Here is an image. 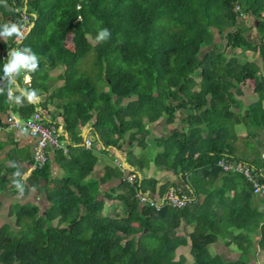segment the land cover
<instances>
[{
	"label": "trees",
	"instance_id": "1",
	"mask_svg": "<svg viewBox=\"0 0 264 264\" xmlns=\"http://www.w3.org/2000/svg\"><path fill=\"white\" fill-rule=\"evenodd\" d=\"M241 13L254 18L253 26ZM0 51L6 108L25 118L38 108L23 93L11 94L22 67L32 77L28 89L39 95L61 80L51 102L63 109L77 141L80 127L93 121L103 144L125 151L142 174L153 167L177 177L159 188L155 172L131 185L110 166L108 176L121 182L102 198L88 178L98 156L68 145L76 165L48 194L44 213L30 203L12 207L18 230L0 228V264H249L244 256L213 254L210 245L241 242L244 255L257 244L264 249V198L257 199L244 174L218 164L248 163L264 181V0H0ZM91 51L96 79L80 67ZM249 52L261 65L247 59ZM250 80L257 99L246 104L241 96ZM162 122L172 125L169 133L156 128ZM50 176L48 162L32 180L39 185ZM170 187L192 202L157 210L135 197L137 188L159 198ZM112 199L123 210L108 211ZM181 247L191 260L178 255Z\"/></svg>",
	"mask_w": 264,
	"mask_h": 264
},
{
	"label": "crops",
	"instance_id": "2",
	"mask_svg": "<svg viewBox=\"0 0 264 264\" xmlns=\"http://www.w3.org/2000/svg\"><path fill=\"white\" fill-rule=\"evenodd\" d=\"M20 74L22 75L21 80H18V78H14L13 80L14 85L11 89V94L15 95L17 92L23 93L28 100L37 104L38 108L48 107V120L50 122L56 123L59 126L61 140L63 141L64 145H66V150L54 148L49 149V165L51 171L50 177L52 179L49 182L45 179H41V183L36 185V180H32V174L34 171H32L31 167L33 163L35 140L28 133L19 129H12L8 126V111L14 109L12 106H10V108H6L3 103H0V127H2V130H0V228L8 224L12 228L16 226L14 219L9 215L12 207L16 205L30 203L41 207L42 203H44V211L51 205L47 198L48 194H50V192L59 186V181L66 177L68 170L72 168V166L76 165L75 161L71 160V150L68 149V145L75 148L84 147L86 149H93L95 154L98 156L96 168L88 178L89 181H93L94 179L97 181L96 186H99V189L101 190L100 196L102 198L104 195H106V192H111V190L113 188H117L118 184L121 182V180L118 178L111 179L108 176L110 175V170L108 169L110 166L119 168L116 160H120L123 163L124 168H126V173L133 171L140 172L128 161L127 153L125 151H120L116 147H113L115 149V151H113V149L109 148L111 146L106 147L103 144L104 142L93 130V121H89L80 127V135L83 138L80 141L75 139V134L73 131L66 129L64 119L60 114L61 112L59 111L60 108L51 102L52 97L50 96L51 92L62 83L61 80L55 83L54 86L50 87L49 93H43L39 95L33 90L28 89L31 85L32 77L25 70V67L20 69ZM30 97L32 98L30 99ZM19 98H21L22 102H25L26 100L22 96ZM48 110L51 111L52 116L49 114ZM17 114L19 113L17 112ZM92 137H94V139H92ZM87 139H92L93 141V144L90 147L86 145ZM136 147V154H139L140 147ZM61 150L63 151L62 153H60ZM76 152L78 154V151ZM112 155H114L113 159ZM121 171L120 173L124 176L122 169ZM155 172L159 180L157 186L159 188L166 181H173V179L176 180L177 178H172L170 171H155V168L153 167H151V169L148 171H143V174L140 172V176L148 178L154 175ZM102 177L106 178L105 182L101 180ZM50 182L57 183L56 186H54V189L51 191L49 190ZM25 187L27 188L26 190ZM42 187H45V189ZM44 190L46 191L43 192ZM113 195H115V193H113ZM257 197V199L264 198L259 195H257ZM122 206L121 200L112 199L108 202L107 210H111V213H117L123 210ZM40 209H42V207ZM6 212H8L7 216H9V219H6ZM56 223L57 222H55V224ZM259 238L260 236H256L255 242L258 243ZM227 241L228 240L219 239L210 245V248H212L211 250H213L212 253L221 254L230 260H237L241 258V256H244L248 259L249 264H264V249H261L258 244L254 249L247 253V255H244L243 243L238 242L236 244L233 243L228 245Z\"/></svg>",
	"mask_w": 264,
	"mask_h": 264
},
{
	"label": "built area",
	"instance_id": "3",
	"mask_svg": "<svg viewBox=\"0 0 264 264\" xmlns=\"http://www.w3.org/2000/svg\"><path fill=\"white\" fill-rule=\"evenodd\" d=\"M235 10H240V6L237 4ZM243 20H248L249 15L241 13L240 16ZM24 18L29 23V17L24 14ZM48 112L43 111L42 108H37L36 111L29 117H22L21 115L15 116L13 113H9L7 120L8 126L12 129H19L28 133L34 140V151H33V163L32 171H37L42 169L50 159L49 149H65L61 140V133L59 132V126L48 120ZM2 130V127H0ZM93 144L92 139L86 140V145L91 146ZM119 168L124 172V179L127 180L131 185L138 184L141 185L140 172L133 171L126 173V168H124L123 163L120 160H116ZM218 164L222 167L225 172L242 173L251 182L253 187V192L256 195L264 197V181L260 180V174L256 171L255 167L249 165L248 163H238L235 160H225L222 159L218 161ZM138 178L139 182L138 183ZM135 197L138 199L140 204L150 205L151 207L161 210L164 206L169 205L174 208H184L190 204L193 198L176 189L175 187H170L163 195L158 197L151 196L148 192L137 188Z\"/></svg>",
	"mask_w": 264,
	"mask_h": 264
},
{
	"label": "rangeland",
	"instance_id": "4",
	"mask_svg": "<svg viewBox=\"0 0 264 264\" xmlns=\"http://www.w3.org/2000/svg\"><path fill=\"white\" fill-rule=\"evenodd\" d=\"M244 21H246L245 22V25H246V27L248 26V27H250V26H253V24H254V18L251 16H249V19L248 20H244ZM28 29V28H27ZM26 29V30H27ZM249 30V32H248V34L250 35V37L251 38H253L254 40H258V37H259V34H258V32L255 30V29H248ZM214 32H215V34H216V37H217V41L219 42V43H223V40L221 39V38H219V32H218V30L217 29H214ZM25 33V31H23L22 32V35ZM225 41V40H224ZM68 43H69V45H71L70 44V41H68ZM228 51H230L231 52V49L229 48V50ZM232 53V52H231ZM247 59H251V60H253V61H255V62H258L259 64L261 63V60H260V58L258 57V55L255 53V52H249L248 54H247ZM261 65V64H260ZM80 67L82 68V69H86V70H88V72H89V75H91L92 77H94V79H96V75L98 74V68L95 66V53H94V51H91L90 53H88L87 54V56L86 57H84V59L82 60V62H81V64H80ZM199 81H200V78L199 77H197V84H199ZM253 85H254V80H250V81H248V83H247V86H245V87H243V95L241 96V98H243L244 99V101L246 102V103H251V102H253V101H255L256 99H257V97L253 94ZM199 87V85L197 86V88ZM62 108H60V112H62ZM9 113H13L15 116H17L18 114H17V112L15 111V110H10V111H8V114ZM170 125H167V124H165L164 122H162V124L161 125H158V126H156V128L159 130V131H161V132H164V133H169V131H170V129L172 128V125L169 127ZM237 127L240 129H244V127L243 126H240V125H237ZM158 131V132H159ZM234 131H236V127L234 128ZM147 133V132H146ZM262 136H261V138H264V136H263V133L261 134ZM97 141H99V140H97ZM263 142H264V139H263ZM110 149H113V151H115V149L113 148V147H109ZM137 148V147H136ZM260 150H261V148H260ZM239 154H238V156H245V155H242V154H240V152H238ZM262 155H264V153H262ZM125 176V175H124ZM123 176V177H124ZM54 184V185H53ZM56 182L54 183H51L50 182V188H49V190L51 191V190H53L54 189V186H56ZM43 189H45V187H42ZM47 189H48V187H47ZM46 189V190H47ZM46 190H44L43 192H45ZM44 203H42V205H41V207H42V209H41V211H42V213H44L43 211V207H44ZM40 207V208H41ZM109 210V209H108ZM109 211H111V210H109ZM6 214V219H9V216H7V214H8V212H6L5 213ZM14 230H18V227H16V226H14V228H13ZM11 240V239H10ZM212 248H210V251H211V253L213 252V250H211ZM180 254H184L189 260H191V255H190V253H189V250L186 248V247H181L179 250H178V255H180ZM189 262V264H190V261H188ZM185 264H187V263H185Z\"/></svg>",
	"mask_w": 264,
	"mask_h": 264
},
{
	"label": "clouds",
	"instance_id": "5",
	"mask_svg": "<svg viewBox=\"0 0 264 264\" xmlns=\"http://www.w3.org/2000/svg\"><path fill=\"white\" fill-rule=\"evenodd\" d=\"M14 31H16L15 26H14V27L8 32V35H11V33L14 32ZM18 60H19L20 63H24L25 58H24V57H19ZM33 67H35V65H33ZM13 68H15V64H13L12 67L9 68L8 70L11 71ZM31 98H32V97H30V99H31Z\"/></svg>",
	"mask_w": 264,
	"mask_h": 264
},
{
	"label": "water",
	"instance_id": "6",
	"mask_svg": "<svg viewBox=\"0 0 264 264\" xmlns=\"http://www.w3.org/2000/svg\"><path fill=\"white\" fill-rule=\"evenodd\" d=\"M34 26V23H32L31 25H30V27L28 28V30H27V32L25 33V35H27L28 33H29V31L31 30V28ZM24 35V36H25ZM92 136V135H91ZM92 139H94V137H92ZM126 164L128 165V163L126 162ZM72 226L73 225H70V228H72Z\"/></svg>",
	"mask_w": 264,
	"mask_h": 264
}]
</instances>
